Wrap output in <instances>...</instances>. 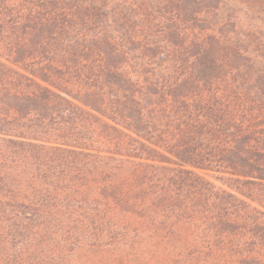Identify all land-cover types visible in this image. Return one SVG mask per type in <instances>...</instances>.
<instances>
[{"label": "trees", "instance_id": "1", "mask_svg": "<svg viewBox=\"0 0 264 264\" xmlns=\"http://www.w3.org/2000/svg\"><path fill=\"white\" fill-rule=\"evenodd\" d=\"M0 264H264V0H0Z\"/></svg>", "mask_w": 264, "mask_h": 264}]
</instances>
